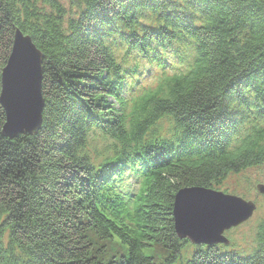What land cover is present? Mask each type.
<instances>
[{
	"label": "trees",
	"instance_id": "16d2710c",
	"mask_svg": "<svg viewBox=\"0 0 264 264\" xmlns=\"http://www.w3.org/2000/svg\"><path fill=\"white\" fill-rule=\"evenodd\" d=\"M16 29L45 103L11 136L0 102V264H264V218L241 259L172 214L264 182V0H0V97Z\"/></svg>",
	"mask_w": 264,
	"mask_h": 264
},
{
	"label": "water",
	"instance_id": "95a60500",
	"mask_svg": "<svg viewBox=\"0 0 264 264\" xmlns=\"http://www.w3.org/2000/svg\"><path fill=\"white\" fill-rule=\"evenodd\" d=\"M15 32L14 48L2 74L0 97L7 114L3 133L11 136L20 131L37 132L42 126L45 103L41 89L43 54L29 36L25 37L21 31ZM19 43L24 47L20 59L14 56L18 53L14 49ZM257 189L264 194L263 184H259ZM256 208L254 201L208 187H184L175 196V230L179 238L188 237L195 244H230L223 235L224 231L248 220ZM210 209L219 213L210 214Z\"/></svg>",
	"mask_w": 264,
	"mask_h": 264
},
{
	"label": "rangeland",
	"instance_id": "374dc122",
	"mask_svg": "<svg viewBox=\"0 0 264 264\" xmlns=\"http://www.w3.org/2000/svg\"><path fill=\"white\" fill-rule=\"evenodd\" d=\"M16 31H19L20 32V30L19 29H16ZM23 33V32H22ZM25 36V35H24ZM26 36H29V35H26ZM25 36V37H26ZM30 37V36H29ZM31 38V37H30ZM31 41H32V39H31ZM32 43H33V41H32ZM14 45V44H13ZM34 45H35V43H34ZM36 46V45H35ZM12 48H14V47H12ZM36 48H37V46H36ZM37 49H39V48H37ZM40 50V49H39ZM15 51H18V53H16V54H14V56L15 57H17L18 59H20V58H22V56L20 55V53H22L23 51H24V47H23V45L22 44H20L19 43V45L14 49V52ZM41 51V50H40ZM11 57V56H10ZM8 64V63H7ZM7 64L4 66V68L7 66ZM11 76H12V73H11ZM42 78V77H41ZM43 79V78H42ZM42 82V81H41ZM42 84V83H41ZM97 145H98V147H100L102 144L101 143H97ZM224 184L225 185H228V187H240V188H245L244 187V183L242 182V180L240 179V178H238V177H236V176H232L231 178H229L227 181H225L224 182ZM250 192H252V193H250V196H248L247 198L249 199V200H255V196H254V193H255V190L253 189V190H249ZM176 196V195H175ZM175 196H174V199H175ZM258 204H257V209L254 211V214L252 215V217H251V220L249 221V222H247V223H243L241 226L242 227H240L239 229H237L234 233H233V236H235V238L236 239H238L239 241V243H241V245L243 246V242H244V244L246 245V246H248V247H252L253 246V242H252V227H253V225H254V223L258 220V219H260V218H264V206L261 204V203H259V202H262V198L261 197H258ZM264 200V199H263ZM174 204H175V201H174ZM174 204H173V207H172V211H173V220H174V218H175V216H174ZM154 246H156V245H154ZM116 250H118V249H116ZM115 250V251H116ZM151 250H153L152 252H156V249H155V247H153V248H151V249H149V251H151ZM238 250H239V252H240V254H242V255H244V254H246L247 252H246V249L245 248H243V247H238ZM109 255H111V254H109ZM17 264V263H16Z\"/></svg>",
	"mask_w": 264,
	"mask_h": 264
},
{
	"label": "bare ground",
	"instance_id": "6f19581e",
	"mask_svg": "<svg viewBox=\"0 0 264 264\" xmlns=\"http://www.w3.org/2000/svg\"><path fill=\"white\" fill-rule=\"evenodd\" d=\"M18 110H20V109L18 108ZM20 111H21V110H20ZM182 189H183V188H182ZM182 189H181V190H182ZM181 190H179V191L177 192V194H178ZM177 194H176V195H177ZM218 213H219V211H215V210H213V209H210V214H213V215H214V214H218Z\"/></svg>",
	"mask_w": 264,
	"mask_h": 264
}]
</instances>
